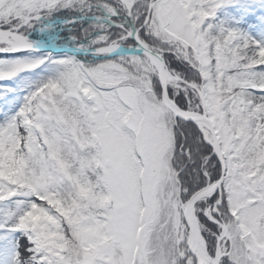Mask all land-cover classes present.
<instances>
[{
    "label": "snow or ice",
    "instance_id": "obj_1",
    "mask_svg": "<svg viewBox=\"0 0 264 264\" xmlns=\"http://www.w3.org/2000/svg\"><path fill=\"white\" fill-rule=\"evenodd\" d=\"M231 3L0 0V264H264V41Z\"/></svg>",
    "mask_w": 264,
    "mask_h": 264
},
{
    "label": "trees",
    "instance_id": "obj_2",
    "mask_svg": "<svg viewBox=\"0 0 264 264\" xmlns=\"http://www.w3.org/2000/svg\"><path fill=\"white\" fill-rule=\"evenodd\" d=\"M259 4L264 6V0H261ZM255 6L256 5H247V9L246 5L243 6V9H235V6H233L224 11L222 10L219 13V21L222 20V22L227 23L229 26L237 27L239 29H244L251 24L259 25L262 20V15L264 14V11H262L261 9H257ZM238 10L241 11V13L238 12Z\"/></svg>",
    "mask_w": 264,
    "mask_h": 264
},
{
    "label": "rangeland",
    "instance_id": "obj_3",
    "mask_svg": "<svg viewBox=\"0 0 264 264\" xmlns=\"http://www.w3.org/2000/svg\"><path fill=\"white\" fill-rule=\"evenodd\" d=\"M261 0H233V3L226 5L225 7L221 8L220 10H218L217 12V18L219 20V13L223 10H226L228 8H231L233 6H235L234 8H240L243 9L246 5V9H247V5H256L255 7L257 9H261L262 11H264V6L260 5L259 2ZM261 7V8H260ZM238 12L241 13V11L238 10ZM240 17V14H239ZM222 22V20H220ZM241 31H243L244 33H246L249 37L256 39V40H261L264 41V14L262 15V20L260 22L259 25H248L246 28L244 29H240Z\"/></svg>",
    "mask_w": 264,
    "mask_h": 264
}]
</instances>
